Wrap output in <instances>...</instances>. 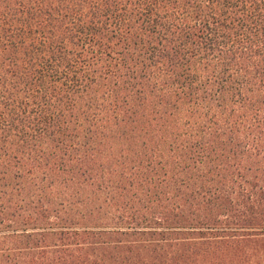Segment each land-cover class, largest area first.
<instances>
[{
	"label": "trees",
	"instance_id": "1",
	"mask_svg": "<svg viewBox=\"0 0 264 264\" xmlns=\"http://www.w3.org/2000/svg\"><path fill=\"white\" fill-rule=\"evenodd\" d=\"M0 264H264V0H0Z\"/></svg>",
	"mask_w": 264,
	"mask_h": 264
}]
</instances>
